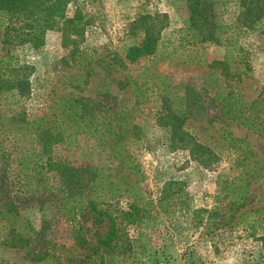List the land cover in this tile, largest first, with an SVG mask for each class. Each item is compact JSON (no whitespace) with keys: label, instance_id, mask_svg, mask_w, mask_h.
<instances>
[{"label":"rangeland","instance_id":"1","mask_svg":"<svg viewBox=\"0 0 264 264\" xmlns=\"http://www.w3.org/2000/svg\"><path fill=\"white\" fill-rule=\"evenodd\" d=\"M78 7L84 22L78 37L49 31L42 47L26 45L14 50L19 63L31 68L32 90L31 97L20 105H8L11 100L6 99L0 106V211L10 209L23 219L15 224L0 223V264L108 263H102L100 252L92 248L99 239H105L108 220L99 224L88 208L69 220V205L62 203L67 190L61 186L60 177L44 163L35 168L19 163L27 150L38 152L39 145L34 136L18 131V124L11 118L17 111L32 117L42 115L57 95L72 91L73 75L82 72V65L76 62L80 54L87 57L89 83L80 96L89 105H98L100 113L94 121H104V127L110 124L111 129L78 135L67 147L53 145L50 158L79 169L93 166L117 184L127 172L99 144L114 130L115 115L123 107L134 106L135 99L111 79L103 66L110 65L115 54L123 57L128 47L139 44L143 28L154 30L158 44L157 54L145 59V70L161 73L158 83L183 97L185 128L201 138L216 158L201 163L181 144L170 140L169 129L156 121L157 115L163 114L160 97L152 96L157 88L145 85L150 99L143 106L133 107L132 115H126L138 126L133 134L140 139L129 140L127 150L144 179L134 187L136 177L129 175L128 183L118 192L121 195L102 199L101 206L116 224L108 264H264V243L260 240L248 238L241 228L224 227L212 232L200 226L194 215L197 209L225 208L226 199L218 195L216 180L219 175L232 176V154L213 140L221 126L243 138L256 153L261 177L252 186L247 207L264 206V20L255 30H236L237 34L226 41L228 48L237 44L243 49L238 55L241 63L232 65L241 74L237 82L236 78H225L219 67L209 68L213 61L223 60L226 48L192 38L187 31L190 12L186 2L78 0ZM68 9L70 16L73 6ZM132 68L135 73L142 70L140 65ZM107 81L110 90L98 93ZM235 88L241 94V107L251 120L250 126L219 111L215 93ZM94 121L90 122L92 130ZM25 223L29 225L23 227ZM21 237L25 243L19 240Z\"/></svg>","mask_w":264,"mask_h":264},{"label":"trees","instance_id":"2","mask_svg":"<svg viewBox=\"0 0 264 264\" xmlns=\"http://www.w3.org/2000/svg\"><path fill=\"white\" fill-rule=\"evenodd\" d=\"M178 1L186 2L188 5L190 15L187 31L193 39L197 40L196 42H209L226 48L223 60L213 61L208 65L209 68L217 66L225 78L230 77L229 80L236 78L237 82L241 81V74L233 70L232 65L241 63L242 59L238 55L243 49L237 44H232L233 40L230 41L229 45H232L228 48L226 41L233 37L230 35L237 34L234 33L236 30L251 31L261 25L264 20V0ZM69 6H73L70 16L68 15ZM231 6L233 11L228 12ZM227 13H229L227 15L230 17L229 20L225 17ZM83 27V16L78 7V0H0V106L4 103L2 100L10 99L11 103L7 104L17 106L31 97L32 71L29 66L19 63L18 56L14 54L15 49L26 45L42 47L49 31L62 32L63 37L72 34L78 37ZM142 30L143 39L139 44L128 47L123 57L115 54L110 65L103 66L111 79L130 92L135 99L134 106L123 107L115 115L114 130L107 137H103L99 144L107 155L121 164L123 171L127 172V175L117 184L93 166L83 165L79 169L54 162L50 158V149L53 145L62 144L67 147L76 140L78 135L100 131L104 133L105 129L108 131L111 129L110 124L104 127V121H94L99 117L98 105L91 106L80 96L86 90L85 85L89 83L88 71L91 67L87 57L79 53V62L76 63L82 65V72H75L73 75L70 82L72 91L57 95L42 115L32 117L27 112L17 111L11 118L18 124V131L30 137L34 136L33 140L39 145L38 152L27 150L26 155L19 158V163L24 167L32 165L33 168L39 167L37 166L39 164L42 166L44 163L60 177L61 186L67 190L62 203L69 205L68 213L71 215L69 220L76 219V215L84 208H88L95 214L99 224L105 219L108 220L109 229L105 239H99L92 247L95 253L100 252L102 263L111 262L108 257L112 252V243L116 236L114 217L103 209L101 205L104 200L102 199L121 195L118 192L124 184L128 183L129 175L136 177L134 187H138L144 179L139 165L134 162L127 150L129 140L140 139L133 134V130H136L138 126L131 123L126 115H132L133 107L143 106L145 101L150 99L145 93V85L149 83L152 89L157 88L152 96L160 97L163 114L157 115L156 121L169 129L170 140L181 144L195 160L201 163L216 158L201 138L191 135L185 128L187 113L182 109L183 97L170 92L168 90L170 86L164 87L158 83L163 77L161 73L145 70V59L157 54L158 44L153 29L145 28L144 30L143 28ZM261 34L264 35V30ZM134 65H140L141 72L135 73L132 68ZM106 85L98 93L107 94L110 90L109 81ZM214 98L219 101V111L222 116L250 126L251 120L246 117V112L241 107L242 97L238 89L215 93ZM22 108L19 107V109ZM91 121H94L93 130ZM212 137L232 154L230 165L232 176L219 175L216 180L218 195L226 199L225 208L220 209L215 206L210 211L197 209L194 211L195 218L200 226L212 229V232L224 227L241 228L248 238L264 243V206L247 207L252 186L261 177V166L257 155L243 138L235 137L223 126L219 127L217 134L215 133ZM141 193H136L137 200H140L138 196ZM2 221L15 224L23 219L8 209L6 212L0 211V223ZM28 225L25 223L23 227ZM19 240L25 243L26 239L21 237ZM85 244L83 243L82 246L87 248L88 245Z\"/></svg>","mask_w":264,"mask_h":264}]
</instances>
